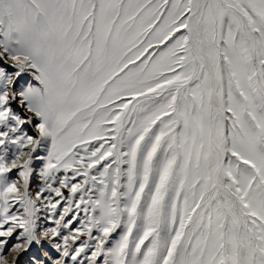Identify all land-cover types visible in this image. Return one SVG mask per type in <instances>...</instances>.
Wrapping results in <instances>:
<instances>
[{
	"label": "snow or ice",
	"instance_id": "1",
	"mask_svg": "<svg viewBox=\"0 0 264 264\" xmlns=\"http://www.w3.org/2000/svg\"><path fill=\"white\" fill-rule=\"evenodd\" d=\"M6 61L0 264H264V0H0Z\"/></svg>",
	"mask_w": 264,
	"mask_h": 264
},
{
	"label": "rangeland",
	"instance_id": "2",
	"mask_svg": "<svg viewBox=\"0 0 264 264\" xmlns=\"http://www.w3.org/2000/svg\"><path fill=\"white\" fill-rule=\"evenodd\" d=\"M11 63H12L11 61H6L5 63L0 64V66L5 67L9 72H12L14 71V68L11 67ZM27 79H29L27 76L24 77V80H27ZM21 83H23V80L21 81ZM13 110L16 112L17 115H21L22 117L25 115V112L19 107H17L15 104L13 105ZM21 127H22V132H26L28 135L32 136L34 139L38 138V133L33 125L25 124ZM0 130H6V129H0ZM44 143H47V142H44ZM32 147H35V145H33ZM15 152H16V147L14 145H7L6 147H0V155H3L6 153L5 158L9 161L14 158ZM46 155H47V149L43 147L38 148L37 151L33 153V162L31 165L33 171H32V175L29 177V184H28V191L30 194L33 195V197L41 188L46 187L45 179L40 175L41 171L44 168L46 160L37 159V157H46ZM25 159H27L26 156L21 159V162H23ZM19 171H20L19 169H13L12 172L7 174L9 181H15L18 187L23 185V179L18 174ZM93 171L95 172V169ZM64 175L65 174L63 172L57 173L56 174L57 180L62 179ZM68 175H71V173H68ZM80 179L81 178H77L76 182H79ZM53 187H59V183L57 182L56 184L53 185ZM62 192L65 196L69 195L67 189H62ZM45 195L46 196L51 195L54 200L60 199L59 197H55L54 193L45 192L42 196V200L44 199V197H46ZM66 206L67 204L62 202L61 207L58 209V211H62L63 207H66ZM73 209L74 211L72 215L75 214L74 204H73ZM17 210L21 212L23 211L19 204H13L12 211L15 212ZM37 215L40 217V221H38V223H40L41 228L54 227V225H52L50 221L48 222L45 221V217L48 214L43 208H41V211L37 213ZM83 218H84V213L81 212L79 216V220H83ZM75 227H79V221H77L76 225H73V228ZM64 232L65 234H67V230H64ZM97 234L98 233H96L95 231L93 232L94 236ZM123 234H124V227L123 225H121V227L117 228L115 232L112 234V236L109 238V243L105 247L106 248L114 247ZM0 239H3V238H0ZM82 239H87V238L82 237ZM8 241H9L8 244L5 246V252H6V259L10 262V264L12 261H15L16 264H30L33 255L37 254V246L33 245L27 252L22 251L18 253H13V252L11 253L8 250L12 247L13 244L18 242L16 240V234H14L13 237L8 238ZM45 250L51 251V249L48 246V242H44L43 248H41L39 252L42 254V252ZM52 254L56 255V253L54 252ZM88 254L90 255L91 252L89 251ZM103 259H104L103 256L98 258L97 264H103Z\"/></svg>",
	"mask_w": 264,
	"mask_h": 264
},
{
	"label": "bare ground",
	"instance_id": "3",
	"mask_svg": "<svg viewBox=\"0 0 264 264\" xmlns=\"http://www.w3.org/2000/svg\"><path fill=\"white\" fill-rule=\"evenodd\" d=\"M46 196V195H45ZM74 225H76V223L74 224ZM12 253V252H11ZM13 253H18V252H13Z\"/></svg>",
	"mask_w": 264,
	"mask_h": 264
}]
</instances>
